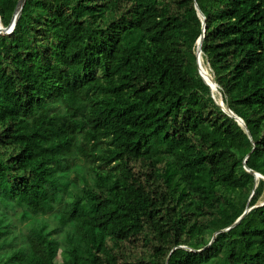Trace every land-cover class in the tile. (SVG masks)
Returning <instances> with one entry per match:
<instances>
[{"label":"trees","instance_id":"16d2710c","mask_svg":"<svg viewBox=\"0 0 264 264\" xmlns=\"http://www.w3.org/2000/svg\"><path fill=\"white\" fill-rule=\"evenodd\" d=\"M196 3L246 127L199 72ZM247 167L264 175V0H26L0 33V264H264ZM48 206L65 246L42 222L44 258L14 247L13 212Z\"/></svg>","mask_w":264,"mask_h":264},{"label":"rangeland","instance_id":"374dc122","mask_svg":"<svg viewBox=\"0 0 264 264\" xmlns=\"http://www.w3.org/2000/svg\"><path fill=\"white\" fill-rule=\"evenodd\" d=\"M15 9L9 10L5 16L2 18L0 16V23L6 27L11 23V20L14 16ZM203 65L206 69L212 73V69L208 63H205L204 60ZM218 99H221L222 94L220 91L217 92ZM264 203V196L259 202L260 204ZM22 208H18L16 212H13L11 220L13 221V232L11 236L14 238L12 240V244L14 247L25 245L28 253L37 254L44 258V248L43 244L40 243L33 235H31V225L32 224H41L42 222H50L51 227V237L54 242V246L56 249L61 250L66 244V234L70 231L69 225L60 226L57 221L56 212L60 210L59 206H48V207H39L33 208L29 207L28 212H31V217L27 219V215L25 214L23 217L21 216ZM21 211V212H20ZM10 250L9 245H0V257H4L7 251ZM2 252V253H1ZM61 258V256L59 257Z\"/></svg>","mask_w":264,"mask_h":264},{"label":"water","instance_id":"95a60500","mask_svg":"<svg viewBox=\"0 0 264 264\" xmlns=\"http://www.w3.org/2000/svg\"><path fill=\"white\" fill-rule=\"evenodd\" d=\"M26 0H18V3H17V6L15 8V13H14V16L11 20V23L4 27L1 23H0V33H11L15 27H16V24H17V21L19 19V16L21 15V12H22V9L24 7V4H25ZM196 8L197 10L199 11V14L201 15L202 17V20H203V33L202 35L200 36V38L198 39V47H197V54H198V65H199V72L200 74L202 75V77L204 78V80L211 86L212 88V91L214 88H217L218 83L216 82V80L214 79V76L212 74H209L208 73V70H205L204 67H203V62L201 60V57H202V44H203V40H204V36H205V30H206V22H205V15L203 14V12L201 11L200 7L198 6V3H196ZM203 59V58H202ZM212 79V82L210 81V79ZM222 94V93H221ZM213 97L217 100V102H219V104L223 107V109L230 115V116H233L238 122L239 124H241L242 126L246 127V123L244 121V119L238 115L234 110H232L230 108V106H228L225 101H224V97H223V94H222V97H221V100H218L216 95L214 94V92L212 93ZM247 131L249 132V130L247 129ZM247 169L249 171H252L249 167H247ZM256 178H264V175L260 172H257V171H252ZM252 207L248 206L246 211L244 212V214L242 216H240L238 218V220L234 223H238L243 217L244 215L249 211L251 210ZM228 229V228H226ZM183 247H185L184 245H182Z\"/></svg>","mask_w":264,"mask_h":264},{"label":"bare ground","instance_id":"6f19581e","mask_svg":"<svg viewBox=\"0 0 264 264\" xmlns=\"http://www.w3.org/2000/svg\"><path fill=\"white\" fill-rule=\"evenodd\" d=\"M160 19H161V17H160ZM201 60H202V57H201ZM202 62H203V61H202ZM203 67H204L205 70H208V69L205 68L204 65H203ZM208 73L210 74L209 71H208ZM209 79H210V81L212 82V79H211V78H209ZM218 91H220V90L218 89V86H217V88H214V89H213V92H214V94L216 95V97H217V92H218ZM217 99H218V97H217ZM218 100H221V99H218Z\"/></svg>","mask_w":264,"mask_h":264}]
</instances>
